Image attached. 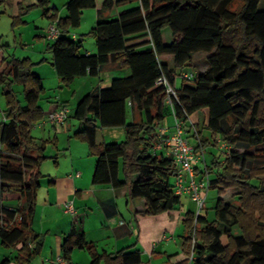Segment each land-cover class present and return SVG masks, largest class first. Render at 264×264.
Instances as JSON below:
<instances>
[{
    "label": "trees",
    "instance_id": "1",
    "mask_svg": "<svg viewBox=\"0 0 264 264\" xmlns=\"http://www.w3.org/2000/svg\"><path fill=\"white\" fill-rule=\"evenodd\" d=\"M137 1V7L113 19H99L92 27L89 34L95 38V54H82L81 40L68 37L70 29L80 25L83 9L94 7L95 0H68L64 16L49 0L37 2L59 30L45 50L51 53L50 63L64 85L86 74L96 75L107 62L130 69L128 76L114 78L109 87L88 92L76 104L73 117L82 127L73 136L85 142L95 157L92 182L127 186L130 199L143 200L140 212L144 214L175 209L182 197L170 184L176 165L165 147L153 146L160 142L159 128L168 117L174 124L173 112L184 129L192 114L205 112L203 124L191 122L185 130L190 132L188 142L194 151L216 146L218 141L229 150L223 160L218 157L207 165V172L195 165L196 176L201 173L203 179L207 174L209 188H218L219 194L228 188L238 192L235 202L217 198L212 220L201 211H186L185 258L176 264H264V185L253 183L264 179V9L259 7L260 0ZM110 4L106 1L105 6ZM30 9H20L12 26ZM165 28L171 34L168 44L162 37ZM140 46L146 48L140 50ZM199 52L208 54L207 69L175 86L176 76L192 65ZM165 54L172 56L171 67L162 58ZM6 62L0 70L6 107L0 123V190H16L23 204L13 209L0 205V244L18 246L14 262L29 264L43 246L32 221L43 176L40 166L47 158L44 150L53 140L32 133L33 124L44 118L40 97L45 87L32 69L35 63L29 57L12 55ZM162 74L176 89L173 109L164 102V85L157 83ZM13 85L22 87L21 100ZM128 100L130 122H126ZM173 124L167 125L168 132ZM115 126L123 127V140L96 142L98 128ZM202 128L211 132V141L202 135ZM74 248L85 250L90 264H149L130 246L113 253L98 251L83 232L71 229L61 244L66 264H73ZM8 262L6 258L1 264Z\"/></svg>",
    "mask_w": 264,
    "mask_h": 264
},
{
    "label": "crops",
    "instance_id": "2",
    "mask_svg": "<svg viewBox=\"0 0 264 264\" xmlns=\"http://www.w3.org/2000/svg\"><path fill=\"white\" fill-rule=\"evenodd\" d=\"M49 1L51 6L58 9L56 2ZM61 1L64 10L68 0ZM106 1H110L111 4L105 6ZM116 1L95 0L94 7L83 9L80 25L70 29L68 37L77 41L81 40L80 52L82 54L97 53L95 38L89 32L99 19L116 18L121 11L135 8L138 5L137 0L124 3H116ZM3 2L4 0H0V7L4 5ZM13 2L16 3L17 7L11 14V22L13 17L19 14L20 9H25L27 6L34 8L30 12L37 14L39 21L35 23L34 29L32 28V40L27 38L22 43L23 41L20 38L19 44L25 45L23 52L26 50L27 53L17 55L16 49L11 51L10 43L0 38V70L5 69L6 59L10 58L11 55L29 57L35 63L32 69L41 78L45 87V92L40 97V101L44 102H40L44 111V118L33 124L32 133L35 131L39 135L33 133L36 137L53 140L47 143L44 150V155L47 158L40 166L43 176L39 180V187L36 191V206L32 221V229L37 236V240L42 241L43 246L41 252L29 264H60V260H62L61 244L71 229L83 232L85 240L92 242L98 251L113 253L130 246V250H139L142 259L149 264H176L183 260L185 254L183 253L182 241L183 236L186 234L183 219L187 210L195 212L193 208L194 201L183 195L181 204L175 209L158 215H148L140 212L143 210V200L130 199L127 186L114 188L109 184H95L92 182L95 157L89 153L85 142L73 136V133L82 127V122L73 117L78 100L88 92L109 87L114 78L128 76L130 69L119 68L115 64L107 62L98 69L96 75L86 74L74 79L69 85H64L50 63L51 53L45 50L46 45L54 40L47 37L52 20H48V17L42 14V9L37 6L38 0H13ZM58 13L60 16H64L66 10L64 14H61L62 12L59 10ZM19 23L28 24L25 15L21 17ZM15 28L17 29L18 26L15 25ZM15 28L13 26V31ZM0 36L2 37V34ZM87 37H89L88 40ZM162 37L165 44L170 43L171 34L168 28L162 31ZM14 39L16 40L15 35ZM141 40V38L135 39L131 44L138 43ZM29 44V47L26 46ZM144 48L146 46L138 47L140 50ZM202 56L198 59L193 56L192 65L185 67L176 76L175 86H178L179 80L181 83L183 79H187L184 77L185 73L190 72L194 77L207 69L208 54L203 53ZM43 58L46 60L41 61ZM162 58L168 61L171 67L172 56L165 54L162 55ZM20 88H22L20 85H13L19 100L22 99ZM51 91H53V96ZM19 94H21V98H19ZM71 101H74V104H71ZM128 105H130V100L127 101ZM62 107L68 109L67 116L62 123L52 124L46 120L49 112ZM5 109L6 107L2 110L0 106V123L4 120ZM131 120V110L128 106L126 122ZM204 120L205 112L192 114L191 118L184 123L185 130L189 128V123L199 121L203 124ZM165 122L170 126L173 124V119L171 121L167 119ZM186 132V135L190 134V132ZM123 135L124 129L122 126L101 127L96 130L95 140L97 143L115 142ZM72 140H77L74 142L79 143H75L72 147ZM61 147L67 150V153H62L65 158L63 163L59 161L57 152ZM48 148H50L49 153L47 152ZM206 149L209 150L210 148L208 149V146L205 148V163L207 166L211 165L214 159L221 157L220 149L223 152L222 141L216 145V149L219 151L218 155L209 154L207 159ZM48 162H52V167L49 166L48 172H45L42 166L46 168ZM196 166L199 170L202 169V163L198 162ZM77 172L78 175H76ZM210 177L212 178V175ZM197 179L201 180V173L197 175ZM260 181L259 183L264 185V179H260ZM212 188L217 190V198L235 202L237 188H228L221 194L218 193V188ZM216 200L212 197L213 202L209 204L211 208ZM69 202L73 207V213L66 211V205ZM22 204L21 195L16 190L5 192L0 190V205L13 209ZM212 213L213 216H210V211L207 208L201 211V214L208 220L214 218V212ZM222 240H226L225 236H222ZM16 248L0 244V264L6 258L9 259L7 264H16L14 262ZM71 262L73 264H90V256L85 250L74 248L71 254Z\"/></svg>",
    "mask_w": 264,
    "mask_h": 264
},
{
    "label": "built area",
    "instance_id": "3",
    "mask_svg": "<svg viewBox=\"0 0 264 264\" xmlns=\"http://www.w3.org/2000/svg\"><path fill=\"white\" fill-rule=\"evenodd\" d=\"M59 35V30L56 24V21L51 22L47 37L49 39H55ZM185 73L184 77L187 79L193 78L192 73ZM158 84H162L166 90V98L164 100L171 109H173V101L177 98V93L175 87L169 83L165 75H161L157 79ZM67 107H62L57 110H53L47 114L46 120L52 124L62 123L67 116ZM173 112V110H172ZM174 117V124L172 131L168 132L167 124H162L159 128L160 142L153 146L154 149H159L165 147L167 153L172 157L177 172L170 179V184L176 195H185L194 201L196 205V214L202 211L204 206V200L209 189L208 176L204 177L201 180L197 179L195 165L196 163H202V168L205 172L206 163H205V149L200 148L198 151H194L193 146L188 142L186 137V131L183 127V122L178 119L174 112L172 113ZM194 132L196 131L195 128ZM221 143V141H218ZM1 149V146H0ZM222 149L225 154L229 150V146L222 142ZM78 175V172L76 173ZM66 211L73 213V207L71 202L66 205ZM60 264H66L63 260H60Z\"/></svg>",
    "mask_w": 264,
    "mask_h": 264
},
{
    "label": "rangeland",
    "instance_id": "4",
    "mask_svg": "<svg viewBox=\"0 0 264 264\" xmlns=\"http://www.w3.org/2000/svg\"><path fill=\"white\" fill-rule=\"evenodd\" d=\"M54 2H56L57 6H58V10L61 11L62 13L61 14H64L65 13V9L63 10L64 6L62 5V1L61 0H53ZM4 5L0 7V35L2 34V37L1 39H3L5 42H8L10 43L11 45V51H14L16 49V54L20 56L21 53H27L26 50L23 52V47H25V45H20L19 42H20V38L22 39V43H24L27 38H29V40L31 39L32 40V28L34 29V25L36 22L39 21L37 14H33L32 12H30L31 10H34V8H31L30 10H27L23 15H25V19L28 20V24H21V23H18L16 26H18V28L16 29L15 26H14V31H13V26H12V22H11V17L15 10V7L16 6V3L13 2V0H4ZM26 7V6H25ZM28 7V6H27ZM260 8H264V0L261 1V4L259 6ZM27 13V14H26ZM29 13V14H28ZM22 15V16H23ZM21 16V17H22ZM48 20H50L49 18H47ZM30 30V31H29ZM31 32V33H30ZM16 36V40L14 39V35ZM91 37V36H90ZM89 39V37H87V40ZM26 46H30L29 45H26ZM28 49V48H26ZM203 53H196L194 56L198 59V58H202L203 56ZM191 73L189 72L188 75H190ZM192 76V75H191ZM177 85L179 86L180 85V80L178 81ZM21 89V88H20ZM21 91V90H19ZM52 92V96H53V91ZM55 92V90H54ZM3 94H2V90L0 88V106L2 108V110L5 108V101H4V98H3ZM19 98H21V94H19ZM40 102H43L42 100ZM44 103V102H43ZM71 104H74V101H71ZM171 116L168 117V121H171ZM202 135L205 136L206 138H208L210 141L212 140V137H211V132L207 129V128H202ZM33 133L37 136L38 133L33 131ZM65 137V136H64ZM124 137L120 138L118 141H121L123 140ZM72 147H74L73 145H75V143H79V142H74V141H77V140H72ZM65 142V140H64ZM74 143V144H73ZM52 148V147H51ZM210 148V149H209ZM49 149L47 150V152L49 153ZM208 149H206V152H207V159L209 158V154H216L218 155L219 154V151L216 149V146H212V145H208ZM255 149H251V151H254ZM221 153V157H219L220 160H223L225 154L222 152V150L220 149ZM58 152V159L61 163L65 162V158H64V155L62 154L63 152L67 153V150H64L61 148H59V150L57 151ZM206 155V153H205ZM210 161V160H208ZM51 163L52 162H48V164L46 163V168L45 166H42V168L44 169L45 172H48V167L51 166ZM52 167V166H51ZM50 168V167H49ZM47 179V178H45ZM253 183L254 184H259L258 180H253ZM218 194H217V190L214 189V188H210L207 190V193H206V196H205V200H204V206L202 208V210L205 208L208 209V211H210V216H213V206L212 208L209 206L210 202H213L212 201V197L217 198ZM184 200V198H183ZM193 208L196 212V207H195V204L193 205Z\"/></svg>",
    "mask_w": 264,
    "mask_h": 264
}]
</instances>
